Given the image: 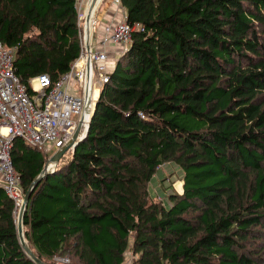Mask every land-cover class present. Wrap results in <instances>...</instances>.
Returning a JSON list of instances; mask_svg holds the SVG:
<instances>
[{
    "label": "trees",
    "instance_id": "1",
    "mask_svg": "<svg viewBox=\"0 0 264 264\" xmlns=\"http://www.w3.org/2000/svg\"><path fill=\"white\" fill-rule=\"evenodd\" d=\"M120 3L143 28L83 138L32 189L29 248L44 264H264V0ZM79 32L75 0H0V41L29 93L69 69ZM10 158L26 192L47 158L20 137ZM168 163L182 191L170 185L165 205L149 184ZM15 209L0 187V264H36Z\"/></svg>",
    "mask_w": 264,
    "mask_h": 264
},
{
    "label": "built area",
    "instance_id": "2",
    "mask_svg": "<svg viewBox=\"0 0 264 264\" xmlns=\"http://www.w3.org/2000/svg\"><path fill=\"white\" fill-rule=\"evenodd\" d=\"M88 1L75 0L80 27L78 58L55 80L47 73L33 77L30 80L32 93L20 82L15 72L14 48L4 46L0 41V187L14 201L18 210L25 191L10 158L12 140L20 137L39 152L47 154L51 151L56 153L73 143V140L77 142L81 139L97 99L92 92L100 91L109 77L108 44L121 46L117 51L120 54L130 44L133 31L143 28L140 24H130L126 19L108 23L103 28L104 34L98 41L100 48L97 49L94 25L89 43L87 40ZM113 2L122 7L120 0ZM77 129L79 131L74 138ZM53 259L57 264H70L69 256H55ZM125 264H130V260Z\"/></svg>",
    "mask_w": 264,
    "mask_h": 264
},
{
    "label": "crops",
    "instance_id": "3",
    "mask_svg": "<svg viewBox=\"0 0 264 264\" xmlns=\"http://www.w3.org/2000/svg\"><path fill=\"white\" fill-rule=\"evenodd\" d=\"M94 7L95 10L92 20H94L93 25L95 29V34H94L95 48L99 49L100 47L98 41L102 38L104 34L103 31L104 26L108 23L114 24L116 22H119L120 20H124L126 19V15H125V9L115 4L113 0H97L94 3ZM121 48H122L121 46L114 45L113 43L108 44L107 46V52L109 56L108 71H111L113 69L117 61V58L119 57V52L117 51ZM99 92H100L99 89L96 90V96H95L96 98L98 97ZM49 158L47 160H49ZM45 164H47V162ZM180 184L182 189V182Z\"/></svg>",
    "mask_w": 264,
    "mask_h": 264
},
{
    "label": "rangeland",
    "instance_id": "4",
    "mask_svg": "<svg viewBox=\"0 0 264 264\" xmlns=\"http://www.w3.org/2000/svg\"><path fill=\"white\" fill-rule=\"evenodd\" d=\"M93 96L94 97L96 96V90L95 91L93 90ZM53 153H54V151H51V152H49L47 154H43V155H45L46 158H49L52 156ZM51 165H52V163L47 162V167H49ZM173 166L177 167L173 163L164 164L162 167H160L156 171V173L151 178V181L149 184L150 195L152 197L157 198V200L163 201L165 205L169 204L168 194L170 192V189H169L170 185L177 192L182 191L181 184H180L181 181L178 180V178H177L178 176H181V175H179L180 168L177 169V168H174ZM169 170H172L173 173H171V171H169ZM17 213H18V209H16L15 214H17ZM64 256H67V255H63L62 257H64ZM57 257H60V256H57ZM53 261H54V259H53ZM70 263L72 264V261H70ZM55 264H57V262H55Z\"/></svg>",
    "mask_w": 264,
    "mask_h": 264
},
{
    "label": "water",
    "instance_id": "5",
    "mask_svg": "<svg viewBox=\"0 0 264 264\" xmlns=\"http://www.w3.org/2000/svg\"><path fill=\"white\" fill-rule=\"evenodd\" d=\"M97 0H92V4H94ZM86 23H87V18H86ZM86 33H87V40L89 43V35L90 32L89 30H87L86 28ZM86 50H89V45L86 46ZM89 61L88 57H87V62ZM78 129L74 134V138H76L77 134H78ZM83 138V137H82ZM81 138V139H82ZM79 139V140H81ZM78 140V141H79ZM77 141V142H78ZM77 142L69 144L68 146L64 147L63 149H61L60 151L54 153L49 160H51L53 163L51 166L47 167L46 165L44 166L43 170L41 171V173L35 178V180L31 183V185L28 187V189L26 190L24 197H23V203L21 205V207L18 210V213L16 215V226H17V234H18V239L19 242L22 246V248L24 249V251L26 252V254L36 263V264H44L40 259H38L32 252V250L29 248L26 239L24 237V232H23V215L26 209V206L28 204V200L30 198V194L32 192V189L34 188V186L38 183V181L47 173L52 172L55 169L56 163L59 160V158L70 148H72Z\"/></svg>",
    "mask_w": 264,
    "mask_h": 264
},
{
    "label": "bare ground",
    "instance_id": "6",
    "mask_svg": "<svg viewBox=\"0 0 264 264\" xmlns=\"http://www.w3.org/2000/svg\"><path fill=\"white\" fill-rule=\"evenodd\" d=\"M94 10H95L94 4H92V0H89L88 1V5H87V9H86V12H87L86 28H87V30H89L90 33H91V30H92V27H93V21L94 20H92V18H93V15H94ZM92 95H93V92H92ZM49 163H53V162L49 161Z\"/></svg>",
    "mask_w": 264,
    "mask_h": 264
}]
</instances>
